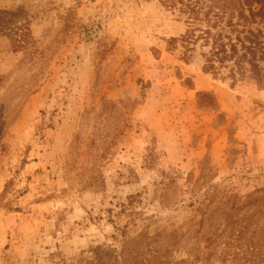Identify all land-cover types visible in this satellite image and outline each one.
Segmentation results:
<instances>
[{
  "label": "rangeland",
  "instance_id": "obj_1",
  "mask_svg": "<svg viewBox=\"0 0 264 264\" xmlns=\"http://www.w3.org/2000/svg\"><path fill=\"white\" fill-rule=\"evenodd\" d=\"M185 30L159 0H0V264L264 254V89Z\"/></svg>",
  "mask_w": 264,
  "mask_h": 264
},
{
  "label": "trees",
  "instance_id": "obj_2",
  "mask_svg": "<svg viewBox=\"0 0 264 264\" xmlns=\"http://www.w3.org/2000/svg\"><path fill=\"white\" fill-rule=\"evenodd\" d=\"M186 24L180 37L169 40L171 48H184L187 62L199 45L203 70L218 76L223 69L233 84L252 81L264 89V0H159ZM207 49V50H205ZM6 184L3 195L8 192ZM264 191V188L257 189ZM12 209L11 202L2 203ZM260 239L256 244L260 245ZM253 264H264V254Z\"/></svg>",
  "mask_w": 264,
  "mask_h": 264
}]
</instances>
